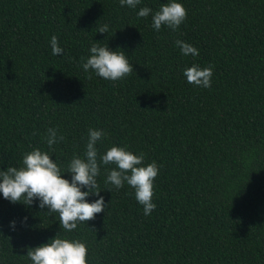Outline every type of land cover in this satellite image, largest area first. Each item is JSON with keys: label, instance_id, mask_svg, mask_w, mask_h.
<instances>
[{"label": "trees", "instance_id": "trees-1", "mask_svg": "<svg viewBox=\"0 0 264 264\" xmlns=\"http://www.w3.org/2000/svg\"><path fill=\"white\" fill-rule=\"evenodd\" d=\"M168 2L0 0V170L39 148L66 173L90 128L106 133L100 154L124 147L159 167L146 216L127 183H105L115 165H101L105 211L72 232L39 201L0 194V264H32L27 249L57 233L86 244L87 264H264V0H176L186 20L156 31L152 15ZM177 40L199 55L184 56ZM93 42L124 51L134 72L114 82L85 72ZM193 65L212 66L210 88L187 82ZM49 128L65 137L53 150Z\"/></svg>", "mask_w": 264, "mask_h": 264}, {"label": "clouds", "instance_id": "clouds-1", "mask_svg": "<svg viewBox=\"0 0 264 264\" xmlns=\"http://www.w3.org/2000/svg\"><path fill=\"white\" fill-rule=\"evenodd\" d=\"M140 3L141 0H120L121 7L126 5L132 9ZM151 11L148 7H142L137 15L146 18ZM186 18L187 10L184 6L176 0H169L152 15V27L160 31L162 26H167L176 31ZM108 31L107 24L97 27V33L106 34ZM50 46L53 55H63L64 49L59 46L56 36L51 37ZM176 46L184 56L199 55L195 47L183 41L177 40ZM89 51L86 61L82 58L80 64L85 72L91 70L96 76L113 82L134 72L133 65L122 50L111 51L107 45L101 46L100 43L93 42ZM183 75L189 84L211 87V65L203 69L199 65H193L186 68ZM58 132V128L47 129L45 142L49 150H53V145L64 141L65 137ZM105 136L103 130L90 128L84 156L74 155L66 173H62L61 166L52 159L48 151L33 149L23 156L21 166H8L6 170H0V194L10 203L23 204L26 207L39 201L38 207L47 209L45 214L57 213L60 228L65 232H72L77 229L78 224H86L105 211L107 205L103 196H100L97 178L101 165L111 164L115 168L108 171L105 183L113 185L117 190L127 183L134 189L135 199L143 206L144 215H150L156 208L152 198L159 167L155 161L144 166L143 153L136 155L124 147L112 146L100 154L96 145ZM65 174L71 179H65ZM90 196L99 198L89 203ZM26 221L27 217L24 218V223ZM10 228L15 229L14 221L10 223ZM26 256L32 264H87L88 248L78 239L61 238L57 233L49 242L28 248Z\"/></svg>", "mask_w": 264, "mask_h": 264}]
</instances>
